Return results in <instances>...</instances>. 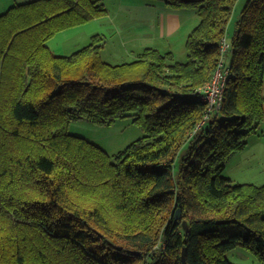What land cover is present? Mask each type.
I'll use <instances>...</instances> for the list:
<instances>
[{
    "label": "trees",
    "instance_id": "obj_1",
    "mask_svg": "<svg viewBox=\"0 0 264 264\" xmlns=\"http://www.w3.org/2000/svg\"><path fill=\"white\" fill-rule=\"evenodd\" d=\"M146 1L200 16L187 61L147 47L106 62L100 34L54 53L56 33L106 13L100 0L0 14V264H182L184 249L188 264H236L239 247L264 264V185L223 175L264 121V0L247 1L231 41L238 0ZM224 40L229 75L210 109ZM127 116L145 135L114 155L68 132Z\"/></svg>",
    "mask_w": 264,
    "mask_h": 264
},
{
    "label": "rangeland",
    "instance_id": "obj_2",
    "mask_svg": "<svg viewBox=\"0 0 264 264\" xmlns=\"http://www.w3.org/2000/svg\"><path fill=\"white\" fill-rule=\"evenodd\" d=\"M100 1L107 9L106 13L85 24L75 26L73 28L77 29L66 33L70 38L63 50L61 48L58 50L64 51L60 54L69 55L87 45L93 35L100 34L104 37V48L100 57L106 62L117 64L133 61L147 47L157 48L161 52L172 51L178 61H187L186 41L190 32L200 22V16L195 11L192 9L181 11L179 14L181 26L172 33L165 27L166 20L163 19L162 8L166 9V5L161 1H155L153 4H148L146 0ZM247 1L238 0L236 3L226 34L229 41L239 29L237 23ZM143 2L148 6H156L145 7L151 12L144 11L145 17L138 12L133 13L138 6L144 5ZM99 26L102 30L87 33L91 29H99ZM50 48L54 51L53 47ZM68 132L87 138L110 155L118 153L145 135L143 127L135 123L131 116L119 118L112 124L94 123L87 119L76 120L70 124ZM223 175L230 178L233 183L264 185V121L257 132L248 135L246 149L230 157ZM227 257L236 264H263L253 253L241 247L228 252Z\"/></svg>",
    "mask_w": 264,
    "mask_h": 264
},
{
    "label": "crops",
    "instance_id": "obj_3",
    "mask_svg": "<svg viewBox=\"0 0 264 264\" xmlns=\"http://www.w3.org/2000/svg\"><path fill=\"white\" fill-rule=\"evenodd\" d=\"M31 1H34V0H0V14L4 13L5 11H7L13 5L28 3V2H31ZM145 5L146 4L144 3L143 6H138L133 11V13L134 12H138L139 14H142L143 17H145L146 16L145 12L151 13L145 7H156L155 5H149V6L148 5L145 6ZM158 7L161 8L163 6H158ZM162 9H163V13H162L163 14V19L166 20V22L168 24V25H166V22H165V27L169 30V32H172V33L176 32V30H178V28L181 26L179 14H180L181 11L187 10V9H173V8H170V7H167V6H166V9L165 8H162ZM193 11H195V10H193ZM80 27H82V26H80ZM85 27H89V26L85 25ZM75 29H77V28H73L72 27V29H68V30L62 31L54 39L49 40L50 42H48V45L54 48V51H53L54 53H56V52H58L56 54L64 53V51H58V50H60V48H61V50H63L62 48L65 47L66 42L70 38V37L67 36L68 34H66V33H70L69 31L75 30ZM95 30L99 31V30H102V29L99 26V29H91L87 33L90 34V33H92ZM60 38H62V40H59ZM49 43H52V44H49ZM59 46H61V47H59ZM61 55H67V54H61Z\"/></svg>",
    "mask_w": 264,
    "mask_h": 264
},
{
    "label": "built area",
    "instance_id": "obj_4",
    "mask_svg": "<svg viewBox=\"0 0 264 264\" xmlns=\"http://www.w3.org/2000/svg\"><path fill=\"white\" fill-rule=\"evenodd\" d=\"M229 48V43L224 40L221 45L222 57L217 65L212 81L203 89V99L208 103L209 108L219 109L222 103L225 84L229 75L227 58L225 53Z\"/></svg>",
    "mask_w": 264,
    "mask_h": 264
},
{
    "label": "water",
    "instance_id": "obj_5",
    "mask_svg": "<svg viewBox=\"0 0 264 264\" xmlns=\"http://www.w3.org/2000/svg\"><path fill=\"white\" fill-rule=\"evenodd\" d=\"M176 218H181V211L180 210L177 211ZM184 224H185V228L187 229V225L185 222H184ZM181 262H182V264H188L187 260H186V249L183 250Z\"/></svg>",
    "mask_w": 264,
    "mask_h": 264
}]
</instances>
